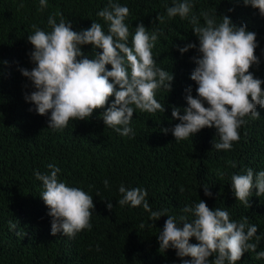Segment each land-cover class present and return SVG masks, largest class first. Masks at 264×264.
Masks as SVG:
<instances>
[{
	"label": "trees",
	"instance_id": "obj_1",
	"mask_svg": "<svg viewBox=\"0 0 264 264\" xmlns=\"http://www.w3.org/2000/svg\"><path fill=\"white\" fill-rule=\"evenodd\" d=\"M113 2L129 8L125 23L131 34L141 22L149 32L163 29L152 54L158 67L174 73L172 90L160 89L156 93L166 111L155 115L134 112V137L121 136L105 126L99 115L103 109H97L91 119H70L66 129L54 131L48 128L47 116L29 111L34 105L24 98V93L33 89L19 69L34 66L28 55L33 45L27 40L34 32L32 25L50 32L48 17L55 15L57 23L62 16L75 31L90 28L95 21L107 34L108 22L97 12L109 0H48L44 10H40V0H0V264H181L175 249L159 251L158 234L167 215L177 220L181 215L194 219L182 209L194 207L201 199L210 208L228 211L231 220L248 217L250 225H257V235H262L257 252L264 251V195L256 196L257 189H253L251 207H246L237 200L231 185L234 174H246L251 168L255 177L264 170V107L257 106L259 119L247 118L248 122L239 129L240 140L233 142L231 150L213 148V140L219 142L215 128L205 127L179 142L171 131L163 133V128L171 129L180 122L172 118V110L178 107L184 113L186 89L191 87L192 94L197 95L198 85L190 78L196 67L191 58L197 51L189 49L182 54L176 45L194 42L198 46V37L188 20L167 16V8L183 0ZM191 2L196 15L208 11L218 24L222 15H228L234 24H247V29L257 34L255 55L260 64L253 65L250 71L264 80V17L259 10L245 6L243 0ZM158 15L164 17L163 24L156 19ZM200 22L203 25V17ZM131 40L130 35L129 46ZM82 50L94 55L91 45L82 46ZM106 67L111 70L112 66ZM112 100L114 97L109 98V103ZM49 164L60 168V182L84 190L94 200L91 230L84 229L72 239L51 234V217L40 196L43 185L34 175L37 170L50 174ZM105 179L109 181L108 188L104 186ZM121 184L129 189H146L151 209H167L166 215L153 222L142 205L119 206ZM205 184L212 197L204 194ZM108 200L114 205L112 210L106 207ZM10 220L17 223L15 230H10ZM141 224L144 228H140ZM190 243L198 241L193 237ZM255 256L245 252L236 264H264V259Z\"/></svg>",
	"mask_w": 264,
	"mask_h": 264
},
{
	"label": "clouds",
	"instance_id": "obj_2",
	"mask_svg": "<svg viewBox=\"0 0 264 264\" xmlns=\"http://www.w3.org/2000/svg\"><path fill=\"white\" fill-rule=\"evenodd\" d=\"M243 3L258 9L264 17V0H243ZM47 6L48 0H40V10ZM193 7L191 0L174 3L167 8V16L188 20L198 37V46L194 42L183 47L176 45L182 54L189 49L197 51V55L191 58L196 67L190 77L198 85L197 95L192 94L191 87L187 88L184 113L181 114L178 107L172 110V118L180 122L161 131L165 134L171 131L179 142L193 137L205 127L215 128L219 142L213 140V148L231 150L233 142H239V129L248 122L247 118L259 119L257 106L264 107V80L256 78L250 71L253 65L258 67L260 64V58L255 55L257 34L249 31L247 24H234L228 15H222V22L218 24L214 14L201 11L196 15ZM129 15L127 6L109 0L108 5L97 12L98 17L108 22L107 34L95 21L90 28L75 31L73 24L65 22L62 16L57 23L55 15L48 17L50 32L32 25L34 32L27 36V40L33 45L28 55L34 66L19 70L33 89L24 93L26 102L34 105L29 111L47 116L48 128L62 132L70 119H91L97 109H103L99 115L105 126L121 136L134 137L131 127L134 112L155 115L166 111L156 93L160 89L172 90L174 73L158 67L152 54L158 36L164 34L163 29L149 32L141 22L131 34L125 23ZM156 19L160 24L164 23L163 16L158 15ZM84 45L92 46L93 56L82 50ZM109 64L111 70L106 67ZM110 97H114L111 103ZM47 167L50 174L37 170L34 175L43 185L40 196L51 217V234L60 233L72 239L84 229L91 230L90 221L95 210L93 197L80 188L60 182L58 173L61 170L56 165ZM103 183L105 188L109 187L107 179ZM231 185L237 200L251 207L249 198L253 189H257L256 196L264 195V170L255 177L251 168L246 174H234ZM180 191H184L182 186ZM203 191L206 196H213L206 184ZM119 193V206L135 208L142 205L153 222L167 213V209H151L146 189H129L121 184ZM96 195L100 196L99 192ZM106 207L112 210L114 205L108 200ZM182 211L191 213L194 219L181 215L177 220L167 215L158 234L160 252L175 249L176 255L182 258L181 264H236L245 252L256 253V259H264V251L257 252L262 235H257L258 227L250 225L248 217L241 221L231 220L228 211L210 208L202 199L194 207L186 206ZM9 228L15 230L17 223L10 220ZM140 228L144 225L141 224ZM16 234L20 236L22 233L18 231ZM193 237L198 243H190ZM213 256L215 258L209 260ZM186 257L191 259H184Z\"/></svg>",
	"mask_w": 264,
	"mask_h": 264
}]
</instances>
